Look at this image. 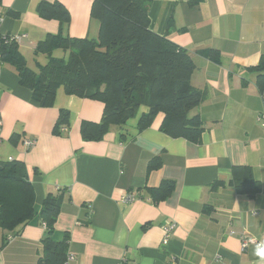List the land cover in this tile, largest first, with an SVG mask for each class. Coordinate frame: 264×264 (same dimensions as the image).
Here are the masks:
<instances>
[{"label":"crops","instance_id":"obj_1","mask_svg":"<svg viewBox=\"0 0 264 264\" xmlns=\"http://www.w3.org/2000/svg\"><path fill=\"white\" fill-rule=\"evenodd\" d=\"M151 30L167 36L191 56V83L205 94L191 112L201 119L199 144L161 131L160 113L145 130L136 124L113 126L101 141H84V122L99 123L104 104L57 94L54 106L41 107L17 72L0 59V161H21L36 194L38 213L48 195L64 194L54 239L68 236L70 264H264V92L259 73L264 59V0H150ZM61 4L70 22L40 17L42 3ZM92 0H0V33L26 34L22 55L36 56L48 34L98 37ZM217 51L221 62L205 55ZM54 52V56L62 53ZM29 63V62H28ZM62 110L70 113L67 131L56 127ZM16 137L17 139H14ZM27 140L36 145L26 150ZM160 169L148 173L152 160ZM236 167H248L262 192L251 199L230 187ZM172 193L158 201L150 190L164 182ZM215 182L225 186L213 189ZM130 194L136 200L123 203ZM175 223L164 244V227ZM48 230L36 217L4 247L0 264H40ZM262 245L242 251L243 237Z\"/></svg>","mask_w":264,"mask_h":264},{"label":"trees","instance_id":"obj_2","mask_svg":"<svg viewBox=\"0 0 264 264\" xmlns=\"http://www.w3.org/2000/svg\"><path fill=\"white\" fill-rule=\"evenodd\" d=\"M91 17L100 24L98 37L70 38L60 32L48 34L36 46V56L45 55L47 63L29 66L19 44L5 39L0 44V59L18 74L19 83L32 91L33 99L43 108L54 106L57 94L63 90L68 96L97 100L104 104L99 123L84 122L81 133L84 141H101L111 127H123L137 119V129L149 128L162 113L161 131L173 138L201 142L203 126L191 112L205 100V94L192 86L196 66L189 53L167 36L151 30L150 0H92ZM45 20L70 22L68 11L59 3H42L38 8ZM61 50L67 58H57ZM204 55L220 63L219 52L211 50ZM250 71L258 72L257 85L264 92V59ZM141 113V114H140ZM70 113L62 110L56 127L67 131ZM17 139L16 137H13ZM160 160H152L148 173L160 169ZM225 184L215 182L213 189ZM238 195L254 199L262 192L248 167H236L230 181ZM174 184L164 181L158 189L150 190L158 201H164ZM63 193L48 195L36 213V194L26 177L21 161H0V228L4 231V247L14 236L38 217L48 230L43 239L44 256L40 264H66L69 255V237L54 239L55 225L61 213Z\"/></svg>","mask_w":264,"mask_h":264},{"label":"built area","instance_id":"obj_3","mask_svg":"<svg viewBox=\"0 0 264 264\" xmlns=\"http://www.w3.org/2000/svg\"><path fill=\"white\" fill-rule=\"evenodd\" d=\"M1 18H0V23H1ZM28 36L26 34H15V35H2L0 33V44H1V40L5 39L9 42H15L17 44H21L22 41L24 39H26ZM261 126L264 128V113H262L259 117ZM2 123L0 121V129H1ZM36 145V141L34 140H27L24 143V146L26 148V150H30L31 148H33ZM10 161H13V159H10ZM136 200L134 195H130L127 194L125 196L122 197V202L123 203H132ZM176 228V224L175 223H171L167 226L164 227V233H165V237H164V244H167L170 240V237L174 231V229ZM253 245H257L258 247H260L262 244L259 243L255 238L252 237H243L242 238V251L247 250L250 246ZM75 259L74 255L69 253L66 264H70L73 260Z\"/></svg>","mask_w":264,"mask_h":264},{"label":"rangeland","instance_id":"obj_4","mask_svg":"<svg viewBox=\"0 0 264 264\" xmlns=\"http://www.w3.org/2000/svg\"><path fill=\"white\" fill-rule=\"evenodd\" d=\"M60 53H62V54L58 55L57 58H67V57H68V54L64 53L63 51L60 52ZM55 57H56V56H55ZM31 58H34V55H33V57H31V55H30V57L28 58L29 66H31V67L33 68V62H34V61H32ZM140 114H141V113H140ZM138 118H139V114H138V116H137L136 118L130 120V121H129V124H130V125H132V124H136V121H137Z\"/></svg>","mask_w":264,"mask_h":264}]
</instances>
